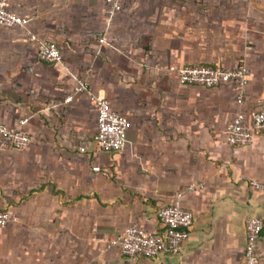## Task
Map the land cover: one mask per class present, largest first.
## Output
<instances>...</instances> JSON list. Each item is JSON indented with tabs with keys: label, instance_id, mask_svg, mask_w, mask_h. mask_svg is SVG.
Wrapping results in <instances>:
<instances>
[{
	"label": "crops",
	"instance_id": "0c3cea01",
	"mask_svg": "<svg viewBox=\"0 0 264 264\" xmlns=\"http://www.w3.org/2000/svg\"><path fill=\"white\" fill-rule=\"evenodd\" d=\"M14 2L31 22L0 27V123L28 118L32 143L0 139V211L17 217L0 227V264H244L246 221H264L253 185L264 186V134L233 147L226 131L264 99V0H121L113 15L104 0ZM30 34L63 62L40 60ZM240 62L243 104L233 85H186L176 71ZM76 79L129 119L121 150L98 147ZM179 191L194 215L181 253L134 261L107 249L134 224L163 233L158 213ZM258 249L264 264V229Z\"/></svg>",
	"mask_w": 264,
	"mask_h": 264
},
{
	"label": "built area",
	"instance_id": "2783aa9c",
	"mask_svg": "<svg viewBox=\"0 0 264 264\" xmlns=\"http://www.w3.org/2000/svg\"><path fill=\"white\" fill-rule=\"evenodd\" d=\"M109 8L110 15L122 10L121 0H104ZM21 8L14 0H0V27H27L31 19L22 16L14 7ZM30 39L38 44V56L47 63H62V54L59 46L52 41H41L34 34ZM101 43L106 41V36L99 37ZM180 82L186 85L216 88L222 85H233L237 92V99L241 104L245 101L250 82V71L246 63L240 62L236 67H212L184 65L177 70ZM75 94H85L95 105L97 111L96 141L102 151H119L126 140V132L130 126L129 119L116 112L110 102L97 96L87 80L76 79ZM69 95L65 101L73 100ZM29 119L23 118L16 125L8 126L0 123V139L11 145L14 149H26L32 143L31 135L26 131ZM264 134V99L257 102L256 108L247 113L239 111L229 124L226 131V142L233 147L247 146L254 142L256 136ZM85 152V147H80ZM257 188H264L253 182ZM193 190V185L188 187ZM184 191H179L172 198L169 205L162 208L158 217L165 230L157 233L138 224L127 227L124 233L107 245V249L119 248L121 252L137 261L141 257L158 258L163 255H176L182 252L187 239V231L193 225L194 215L181 204ZM17 222L9 211H0V227ZM264 229V221L260 217L250 216L246 221L247 243L245 247L244 264H259L263 254L258 245Z\"/></svg>",
	"mask_w": 264,
	"mask_h": 264
}]
</instances>
